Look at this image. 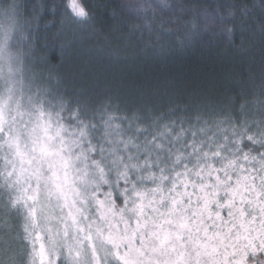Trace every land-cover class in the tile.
<instances>
[{"label": "snow or ice", "instance_id": "snow-or-ice-1", "mask_svg": "<svg viewBox=\"0 0 264 264\" xmlns=\"http://www.w3.org/2000/svg\"><path fill=\"white\" fill-rule=\"evenodd\" d=\"M97 7L107 20L62 0V30L100 37L108 23L125 50L163 54L189 24L177 44H191L198 16L230 43L238 20L236 47L258 40L260 75L216 102L171 82L73 99L33 71L44 5L0 0V264H264V2Z\"/></svg>", "mask_w": 264, "mask_h": 264}, {"label": "trees", "instance_id": "trees-1", "mask_svg": "<svg viewBox=\"0 0 264 264\" xmlns=\"http://www.w3.org/2000/svg\"><path fill=\"white\" fill-rule=\"evenodd\" d=\"M26 4H43L41 18L35 30V49L33 71L45 79L62 78V88L72 94L75 99L81 92L87 93L90 103L101 104L107 97L119 96L121 101L131 100L137 90H148L158 84L171 82L173 86L197 87L208 101L216 102L226 95L239 93L249 73L258 78L261 70V50L258 40L253 44L245 42L243 49L240 44L239 21L235 23L234 43H230L218 25L207 28L199 16L197 17L196 34L186 48L178 47V40L185 38L191 25L162 41L166 46L163 54L145 53L136 49L125 50L119 43L120 34L104 25V33L100 37H92L93 42L85 49L69 47L72 36L65 28L62 30V11L52 3L53 0H23ZM122 0H83V3L103 16H110L112 8L100 9L97 6L108 3L119 5ZM154 3L155 0L148 1ZM188 3L201 6L213 12L218 4L237 3L252 7L264 0H186ZM257 16L259 7H254ZM223 12L224 10L221 9ZM226 15V12H224ZM192 19L191 16L188 17ZM90 38L88 30H76V38ZM79 39V40H82ZM78 41V40H77ZM79 45V44H78ZM79 47V46H78ZM187 90V89H186Z\"/></svg>", "mask_w": 264, "mask_h": 264}, {"label": "rangeland", "instance_id": "rangeland-1", "mask_svg": "<svg viewBox=\"0 0 264 264\" xmlns=\"http://www.w3.org/2000/svg\"><path fill=\"white\" fill-rule=\"evenodd\" d=\"M148 1H151V0H146V2H148ZM52 3H54L57 6L56 8H58V9H60L62 11V0H53ZM79 36H82V37H78V39L77 38L73 39V37L71 38L72 39V43H71V45L69 47H71L72 49L75 48V46L73 45L75 43L77 48H80V50H81V48H82V46L84 44H86L85 47H83L85 49L89 44H91L93 42V38L92 37L87 38L86 40L85 39L83 40L82 38H84V35H79ZM79 39H82V40H79ZM34 64L35 63L32 62L33 66H34Z\"/></svg>", "mask_w": 264, "mask_h": 264}]
</instances>
